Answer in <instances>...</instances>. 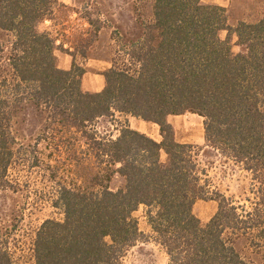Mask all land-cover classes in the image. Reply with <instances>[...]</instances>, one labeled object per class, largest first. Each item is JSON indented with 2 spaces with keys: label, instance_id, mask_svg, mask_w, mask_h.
<instances>
[{
  "label": "trees",
  "instance_id": "trees-1",
  "mask_svg": "<svg viewBox=\"0 0 264 264\" xmlns=\"http://www.w3.org/2000/svg\"><path fill=\"white\" fill-rule=\"evenodd\" d=\"M90 1L78 0L85 5L80 20L95 40L103 25L98 11L87 9ZM201 1L152 0V17L126 49L125 63L113 60L103 90L88 93L74 53L38 30L65 7L57 0H0V35L8 38L0 39V59L6 53L9 70L2 75L0 68V190L16 189V166H43L51 208L62 215L37 230L31 264H123L144 241L134 217L140 207L167 264H251L234 243L264 241V18L231 27L225 8ZM232 36L240 53H232ZM56 51L71 56L68 71L56 67ZM24 110L46 123L33 146L14 133ZM185 114L202 118L206 148L258 184L248 208L212 184L198 147L175 141L166 118ZM115 115L123 118L117 137L102 135L98 121ZM128 117L156 125L160 143L132 130ZM41 143L46 165L36 153ZM115 174L124 185L113 192ZM198 201L216 204L205 225L193 214ZM0 264H15L1 245Z\"/></svg>",
  "mask_w": 264,
  "mask_h": 264
},
{
  "label": "rangeland",
  "instance_id": "rangeland-1",
  "mask_svg": "<svg viewBox=\"0 0 264 264\" xmlns=\"http://www.w3.org/2000/svg\"><path fill=\"white\" fill-rule=\"evenodd\" d=\"M224 1L226 2L227 23L231 27H235L241 21L255 23L264 18V0ZM83 4L84 2L76 0L74 7L58 9L56 13L58 19L53 23L40 24L38 30L40 32L50 31L56 38L67 42L75 55L76 64L85 71L83 78L96 80L99 73L89 65L96 60L110 61V64L115 60L118 65L125 63L126 49L130 43L139 40L143 32L142 24L149 22L152 17V0H91L87 9L98 11L100 22L103 25V29L95 40L91 39L90 27L85 21L80 20L82 8L85 6ZM75 12L77 14L73 16ZM0 39L5 43L8 40L5 35H0ZM5 57L6 53L0 59L2 75L9 71L4 69ZM83 78L81 88L87 92ZM122 120L123 118L119 115H115L113 119L103 118L98 121L97 130L102 135L115 138ZM174 120L179 135L177 141L198 137L201 128L198 117L185 114ZM15 122V136L24 147L33 146L34 140L46 125L43 115L37 117L29 110L18 114ZM196 147L200 149L198 158L200 164L207 171L212 184L220 192L248 208L249 204L246 200L254 202L253 195L260 190L258 184L252 183L249 174L219 157L214 151L205 146ZM31 151L32 147H30ZM36 153L44 159L46 165V155H48L46 143L39 144ZM161 159L164 160V155ZM29 166L28 164L19 165L11 172V180L16 183L15 190H0V245L9 250L15 264H31L33 242L39 227L46 220L62 219L60 212L51 208L50 205L49 198L53 190L48 181L46 168L41 166L40 169H33ZM63 177L67 178V182L70 181V176ZM123 185L124 180L115 174L110 179L108 188L115 192ZM215 211L214 202L198 201L193 207V214L203 225L209 221ZM144 214L143 207L134 213L144 241L137 243L127 252L123 264H167L164 250L152 240ZM258 242L253 243L250 237H238L234 248L246 262L264 264V241Z\"/></svg>",
  "mask_w": 264,
  "mask_h": 264
},
{
  "label": "crops",
  "instance_id": "crops-1",
  "mask_svg": "<svg viewBox=\"0 0 264 264\" xmlns=\"http://www.w3.org/2000/svg\"><path fill=\"white\" fill-rule=\"evenodd\" d=\"M58 4L61 6H64L65 8H70V7H74L76 5V0H57ZM201 3L203 5L206 6H219V7H226V2L224 0H202ZM76 12L73 14V16H76ZM53 28H55L53 26ZM223 32H220L219 36L220 38L223 40L226 37V33L222 34ZM58 39V38H57ZM231 42V48H232V53L233 54H237L240 53L242 50L241 48H239L238 46H236V38L235 36H232L230 39ZM57 45L61 44L64 48V50H69V52H72V48H70L67 42H64L63 40L58 39ZM55 59H56V67L62 71H68L71 67L72 64V58L71 56L66 53L65 51L61 52V51H56L55 54ZM90 67H93V69H95L99 75L96 76V80H88L87 78L85 79V77L83 78L84 80V85L87 89L88 93H99L103 90L104 88V76L103 74L105 72H107L110 68H111V64L110 61H106V60H96L94 61L92 64L89 65ZM192 116H196V115H192ZM176 117H180V116H168L166 118V121L168 124H170L174 130V139L177 143L180 144H188V145H192V146H205V142H204V130H203V120L202 118L198 117L200 119V132L198 133V137L197 138H188L185 141H177L178 139V131L175 125V118ZM128 124L129 127L134 130L137 131L141 134L146 135L147 137H149L150 139H152L153 141H155L156 143H160L161 141V137L159 134V129L156 125L151 124V123H145L141 120L135 119V118H131L128 117ZM180 128V127H179Z\"/></svg>",
  "mask_w": 264,
  "mask_h": 264
}]
</instances>
